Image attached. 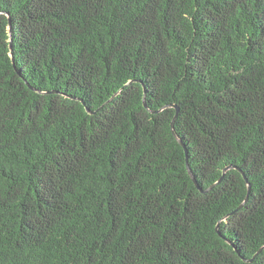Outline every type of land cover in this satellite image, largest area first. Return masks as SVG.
Here are the masks:
<instances>
[{"label":"trees","instance_id":"1","mask_svg":"<svg viewBox=\"0 0 264 264\" xmlns=\"http://www.w3.org/2000/svg\"><path fill=\"white\" fill-rule=\"evenodd\" d=\"M0 264H264V0H0Z\"/></svg>","mask_w":264,"mask_h":264},{"label":"water","instance_id":"2","mask_svg":"<svg viewBox=\"0 0 264 264\" xmlns=\"http://www.w3.org/2000/svg\"><path fill=\"white\" fill-rule=\"evenodd\" d=\"M176 109H178V106H176ZM190 174H191V170H189ZM219 181V180H218ZM213 185H211L209 188H211ZM208 188V189H209ZM208 189L204 190V191H207Z\"/></svg>","mask_w":264,"mask_h":264}]
</instances>
